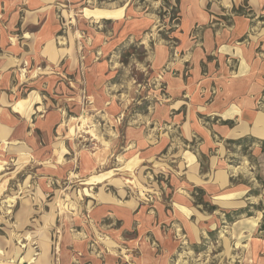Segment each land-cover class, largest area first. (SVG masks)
<instances>
[{"label":"rangeland","instance_id":"1","mask_svg":"<svg viewBox=\"0 0 264 264\" xmlns=\"http://www.w3.org/2000/svg\"><path fill=\"white\" fill-rule=\"evenodd\" d=\"M61 4L56 16L62 29L43 54L57 63L76 51L79 69L68 71V61L53 69L44 59L36 71L47 76L59 69L66 82L41 83L36 91L46 99L39 110L32 106L34 113L28 118L35 124L55 112L64 118L58 133L36 128V147L23 139L13 138L11 144L0 139V264H157L164 254L167 264H252V244L264 230V138L227 142L220 165L229 176L224 188L188 183L180 161H189L192 156L184 151L196 148L177 137L151 159L137 147L127 150L126 127L142 125L143 110L164 98L149 94L150 89L163 92L164 83L149 82L147 67L144 73L141 69L159 35L169 38L176 27L177 6L170 0H61ZM125 4L140 6L137 15L154 23L129 37L118 51L113 46L102 52V36H115V23L86 17L116 18L123 8L117 13L98 8ZM100 62L122 68L119 88L111 90L108 84L105 89L109 100L104 109L98 107L102 105L98 98L89 95L93 89L85 80L89 69ZM20 73L25 78L28 70ZM30 91L12 93V100ZM73 92L79 93V103L66 97ZM112 93H123V102L128 100L117 114L110 111ZM262 96L259 109L264 111ZM25 103L19 101L15 108L23 111ZM146 126L153 139L157 129L152 122ZM256 127L263 130L260 124ZM206 157L201 156L202 163ZM206 170L204 165L202 171ZM217 180L227 181L221 172ZM181 204L193 207L195 214L181 207L186 217ZM115 205L127 207V212ZM194 229L199 236H193Z\"/></svg>","mask_w":264,"mask_h":264},{"label":"crops","instance_id":"2","mask_svg":"<svg viewBox=\"0 0 264 264\" xmlns=\"http://www.w3.org/2000/svg\"><path fill=\"white\" fill-rule=\"evenodd\" d=\"M170 4L177 6L176 27L169 38L159 35V42L152 50L148 49L141 69L144 73L147 67L149 82L154 79L164 83L163 92L149 91V94L164 98L162 102H155L153 108L143 110L140 114L145 117L142 125L126 127L127 150L137 147L151 159L154 153L170 148L171 140L177 137L196 148L195 151H184L191 154L189 161L185 158L184 162L180 161L184 163L188 183H212L224 188L229 176L220 165L224 164L227 142L248 136L264 138L261 134L264 132V111L259 109L264 95V0H170ZM59 5H63L61 0H0V139L6 143L11 144L13 138H18L36 147L39 144L33 133L36 128L46 134L58 133L64 124V118L60 119L55 112L37 119L35 124L28 122L34 113L32 106L39 110V104L46 99V95L36 91L40 84L57 81L59 86H64L66 83L63 76H59L63 75L59 69L51 75H37L40 64L46 60L55 69L68 61V71L79 69L76 51L65 54L57 63L43 54L49 41L56 43L55 36L62 29L56 16ZM139 7L125 4L98 8L116 13L123 8L122 15L116 18L86 17L83 13L84 17L96 22L115 23L112 28L115 36L110 39L102 36V52L113 46L118 51L129 37L133 38L153 25L152 18L137 15ZM67 41H70L69 35ZM23 68L28 70L25 78L24 73H20ZM120 73L122 68L108 66L107 62L95 64L87 72L86 85L93 89L89 95L100 100L99 108L109 100L105 96L108 84L111 90L121 85ZM76 78L75 84L79 86L80 71ZM131 79L135 81L132 75ZM24 88L31 90L28 96L12 100V93L18 95ZM73 94L66 97L79 103V93ZM122 94L112 93L111 112L117 114L127 105L128 100L123 102ZM130 94L131 97L134 95L133 92ZM19 101H26L23 111L15 108ZM151 122L153 130L157 129L152 134L153 139L146 133V124ZM202 155L208 156L206 163H202ZM204 165L206 171H202ZM219 172L222 178L226 177V184L217 180ZM191 176H197L199 180L195 181ZM221 197L214 195L215 199ZM117 207L123 211L127 208ZM181 207L189 209V215L195 214L193 207L181 204L182 214ZM195 229L193 236L197 237L200 231L197 233ZM165 248L172 251L171 246ZM249 257L252 264H264V230L258 232ZM156 261L167 264L166 255Z\"/></svg>","mask_w":264,"mask_h":264},{"label":"trees","instance_id":"3","mask_svg":"<svg viewBox=\"0 0 264 264\" xmlns=\"http://www.w3.org/2000/svg\"><path fill=\"white\" fill-rule=\"evenodd\" d=\"M237 142H240V141H237ZM213 208V206H211V209Z\"/></svg>","mask_w":264,"mask_h":264}]
</instances>
